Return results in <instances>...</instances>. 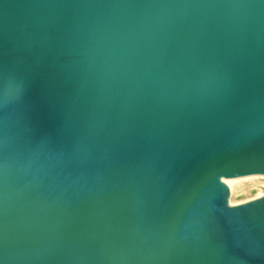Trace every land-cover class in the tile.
<instances>
[{
  "label": "water",
  "instance_id": "obj_1",
  "mask_svg": "<svg viewBox=\"0 0 264 264\" xmlns=\"http://www.w3.org/2000/svg\"><path fill=\"white\" fill-rule=\"evenodd\" d=\"M264 0H0V264H264Z\"/></svg>",
  "mask_w": 264,
  "mask_h": 264
},
{
  "label": "rangeland",
  "instance_id": "obj_2",
  "mask_svg": "<svg viewBox=\"0 0 264 264\" xmlns=\"http://www.w3.org/2000/svg\"><path fill=\"white\" fill-rule=\"evenodd\" d=\"M252 176H258V175H252ZM260 176H264V175H260ZM246 177H249V176H246ZM246 177L237 178V179H243V182L242 180H240L241 182L240 181L237 182L238 184H236V188L234 189L233 193L230 189V203L231 204H239V203L246 202L253 198L264 195V180L259 179L260 180L259 181L258 178H255V179L248 178L247 179Z\"/></svg>",
  "mask_w": 264,
  "mask_h": 264
},
{
  "label": "bare ground",
  "instance_id": "obj_3",
  "mask_svg": "<svg viewBox=\"0 0 264 264\" xmlns=\"http://www.w3.org/2000/svg\"><path fill=\"white\" fill-rule=\"evenodd\" d=\"M247 179L249 178V179H255V178H258V180L259 179H263L264 180V176H260V175H258V176H249V177H246ZM240 180H242V182H243V179H237V178H235V179H228V180H226L225 181V183L228 185V187H230V189H231V191H232V193H233V191H234V189L236 188V184H238L237 182L238 181H240ZM249 181V180H248ZM254 181V180H253ZM260 181V180H259ZM241 182V181H240ZM251 182V181H250ZM255 182V181H254ZM262 182V181H261ZM259 183V182H258ZM252 185V184H251ZM256 185H257V183H256ZM237 193V192H236ZM234 195V194H233Z\"/></svg>",
  "mask_w": 264,
  "mask_h": 264
}]
</instances>
